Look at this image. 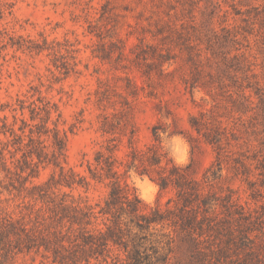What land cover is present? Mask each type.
I'll return each mask as SVG.
<instances>
[{
	"label": "rangeland",
	"instance_id": "374dc122",
	"mask_svg": "<svg viewBox=\"0 0 264 264\" xmlns=\"http://www.w3.org/2000/svg\"><path fill=\"white\" fill-rule=\"evenodd\" d=\"M31 104L65 135V170L88 176L100 152L123 174L131 150L148 168L155 128L174 164L164 145L180 136L188 151L179 166L192 162L206 189L232 195V214L210 211L201 236L153 243L152 264H264V0H0V157L9 168L0 165V222L23 218L44 232L46 210L16 182L20 144L9 133L20 134L21 119L39 122L29 120ZM58 173L43 165L30 181ZM141 177L154 188L147 197L129 173L122 180L147 207L174 199L172 187ZM10 181L16 190H6ZM108 190V180L91 181L71 193L102 206ZM3 252L0 264H52L43 247L13 261ZM90 264H125V255L112 249Z\"/></svg>",
	"mask_w": 264,
	"mask_h": 264
},
{
	"label": "trees",
	"instance_id": "16d2710c",
	"mask_svg": "<svg viewBox=\"0 0 264 264\" xmlns=\"http://www.w3.org/2000/svg\"><path fill=\"white\" fill-rule=\"evenodd\" d=\"M24 109L20 104L22 114ZM27 109L29 120L38 119L39 122L30 125L21 119L23 127L19 128L20 134L9 129L10 135L20 144L17 150L21 152V164L16 168L21 175L16 182L24 191H27V185H31L29 194L46 210L48 225L44 233L34 226L27 227L23 218H4L0 222V248L5 253L2 258L10 255L13 261L20 254H37L43 247L45 251L51 250L52 264H90L92 260L105 262L111 250L117 249L124 253L125 264H152L148 251L157 253L153 243L164 248L170 247L174 235L195 239V235L201 236L205 229L212 227L210 211L221 209L226 216L232 214L230 208L235 205L232 195L218 196L206 189L203 185L206 177L202 180L194 177L192 162L185 166L174 164L163 151L155 128L153 143L145 151L148 168L143 163L141 167L135 165L136 150H131L123 174H120L114 169L113 160L101 159V153L97 152L95 166L91 168L88 165L89 175L84 176L72 168L65 170L61 165L60 161L64 162L66 158V137L59 135L55 125L49 128L50 111L35 104L27 106ZM38 111H42V116ZM13 117L16 118L15 115ZM25 128H28L27 132ZM49 135L50 143L46 145L42 136ZM0 165L9 171L2 157ZM43 165L58 168L57 178L52 174L43 185L32 184L30 178L36 177ZM132 169L140 176H148L160 190L172 187L174 199L168 201L165 208L158 204L147 207L135 189L122 180ZM104 180H108L109 190L102 206L81 202L71 193L78 188L87 192L91 181L100 183ZM14 183L10 181L6 190L9 187L16 190ZM61 188L70 192H62ZM169 204L173 205L170 207ZM158 228L160 232H168L156 234ZM156 237L160 240L153 241Z\"/></svg>",
	"mask_w": 264,
	"mask_h": 264
},
{
	"label": "clouds",
	"instance_id": "9594fccd",
	"mask_svg": "<svg viewBox=\"0 0 264 264\" xmlns=\"http://www.w3.org/2000/svg\"><path fill=\"white\" fill-rule=\"evenodd\" d=\"M164 146L176 164L179 165L186 162L188 145L182 137L173 136L170 140L166 141ZM129 177L131 178V182L144 193L145 197L154 191L147 177L138 176L134 169L129 171Z\"/></svg>",
	"mask_w": 264,
	"mask_h": 264
}]
</instances>
